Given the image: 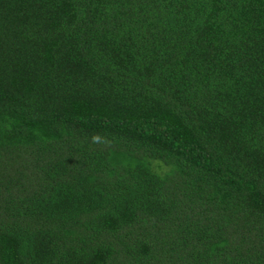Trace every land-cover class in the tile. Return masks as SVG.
I'll return each instance as SVG.
<instances>
[{"label":"trees","instance_id":"obj_1","mask_svg":"<svg viewBox=\"0 0 264 264\" xmlns=\"http://www.w3.org/2000/svg\"><path fill=\"white\" fill-rule=\"evenodd\" d=\"M0 264H264V0H0Z\"/></svg>","mask_w":264,"mask_h":264}]
</instances>
